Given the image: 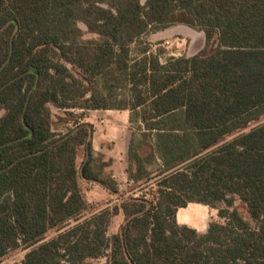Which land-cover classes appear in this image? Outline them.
<instances>
[{
    "label": "trees",
    "instance_id": "trees-1",
    "mask_svg": "<svg viewBox=\"0 0 264 264\" xmlns=\"http://www.w3.org/2000/svg\"><path fill=\"white\" fill-rule=\"evenodd\" d=\"M180 24L205 49L154 51ZM94 109L130 111V195ZM85 184L120 201L94 209ZM191 202L220 219L180 223ZM19 247L24 264H264V0H0V260Z\"/></svg>",
    "mask_w": 264,
    "mask_h": 264
},
{
    "label": "rangeland",
    "instance_id": "rangeland-1",
    "mask_svg": "<svg viewBox=\"0 0 264 264\" xmlns=\"http://www.w3.org/2000/svg\"><path fill=\"white\" fill-rule=\"evenodd\" d=\"M146 0H143L145 2ZM86 30L85 24L80 23ZM93 34L87 33L86 37H92ZM152 42V48L154 51H158L160 48H164L167 53L175 56L184 54L193 55L201 52L206 47V39L203 31L191 28L187 25H177L166 30L153 33L149 35ZM214 43L211 47L215 46ZM56 114L60 113L57 108H54ZM76 113H81V109H75ZM89 115L85 118L95 126L94 146L97 152L103 151L107 155L114 159V177L119 184L120 192L122 195L127 196L134 192V189H139L141 185H137L130 182L126 174V151H127V139L130 132V122L128 111H121L117 109H94L90 110ZM56 119V117H55ZM258 121L257 123H260ZM255 123V124H257ZM253 124V125H255ZM69 125L56 122L54 128L63 130ZM252 125V126H253ZM251 125L246 127L249 129ZM83 150H80L79 161L82 159ZM85 194L93 206L94 209L101 208L102 206L115 202H119V196L112 195L104 190L99 185L85 184ZM144 191L148 193V197L155 198V186L148 185ZM224 206V205H223ZM206 206L202 204L194 203L189 207V213L193 217L204 219L206 221V227L208 228L209 222L214 219H220L217 208H209L211 211L210 216L204 212ZM122 222V216H116L114 218V225L110 233L117 231L120 223ZM194 227V226H192ZM200 231V230H199ZM54 235V231L48 233V237ZM27 249L19 247L6 254L1 260L0 264H24V257ZM105 262L106 259H102Z\"/></svg>",
    "mask_w": 264,
    "mask_h": 264
},
{
    "label": "crops",
    "instance_id": "crops-1",
    "mask_svg": "<svg viewBox=\"0 0 264 264\" xmlns=\"http://www.w3.org/2000/svg\"><path fill=\"white\" fill-rule=\"evenodd\" d=\"M119 110V109H117ZM121 111H128V116L130 117V111L129 110H121ZM130 122V120H129ZM127 174V172H126ZM128 178V176H127ZM129 180V179H128ZM194 204V202H191L187 205V207H183V208H180L178 210V221L180 223H185V224H188L190 226H194L195 228H197L198 230L200 231H206L207 230V227H206V221L204 219H200V218H197V217H193L190 213H189V207ZM197 204H202V203H197ZM204 206H206L205 208V213H206V216L211 214V211L209 208H211L210 206L206 205V204H202Z\"/></svg>",
    "mask_w": 264,
    "mask_h": 264
}]
</instances>
